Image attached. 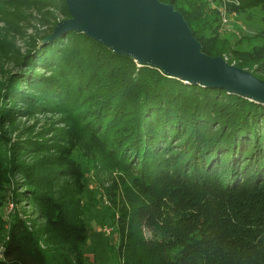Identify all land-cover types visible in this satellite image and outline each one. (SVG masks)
Masks as SVG:
<instances>
[{
  "label": "trees",
  "instance_id": "1",
  "mask_svg": "<svg viewBox=\"0 0 264 264\" xmlns=\"http://www.w3.org/2000/svg\"><path fill=\"white\" fill-rule=\"evenodd\" d=\"M160 1L205 53L264 80V0L224 2L231 18L260 25L233 24V44L218 32L220 0ZM68 16L64 0H0V65L26 68L0 83V264H87L82 195L100 169L114 174L110 205L99 203L119 264H264V104L168 77L80 32L42 43ZM36 113L49 126L10 144L18 118ZM15 175L42 227L3 215Z\"/></svg>",
  "mask_w": 264,
  "mask_h": 264
},
{
  "label": "water",
  "instance_id": "2",
  "mask_svg": "<svg viewBox=\"0 0 264 264\" xmlns=\"http://www.w3.org/2000/svg\"><path fill=\"white\" fill-rule=\"evenodd\" d=\"M69 16L51 41L69 31L85 34L113 53L131 57L187 84L218 88L264 104V80L222 56L202 50L183 14L160 0H64Z\"/></svg>",
  "mask_w": 264,
  "mask_h": 264
},
{
  "label": "rangeland",
  "instance_id": "3",
  "mask_svg": "<svg viewBox=\"0 0 264 264\" xmlns=\"http://www.w3.org/2000/svg\"><path fill=\"white\" fill-rule=\"evenodd\" d=\"M222 5L216 6V3L212 2V7H217L220 9L224 6L223 0H220ZM224 17L226 21L220 22L219 33L225 36H229L230 44H233L239 35L238 31L233 28V24L238 25L241 28V32L245 33L248 31L247 22L251 23L254 28L257 29L259 27V22L256 18H251V21L245 20V16L241 15L238 17L231 18L224 11ZM221 17V16H220ZM4 25L0 23V28ZM253 28V29H254ZM31 29H26L25 34H30ZM25 35V36H26ZM23 38V37H22ZM25 39H17L16 44L18 48L21 49V52H24L25 45L23 43ZM223 57L227 60L228 55L224 54ZM1 62V61H0ZM26 68H20L15 65L12 61L3 62L0 65V83L6 80L9 75V72L17 75H24ZM16 91L23 90L24 85L22 83H18L15 86ZM3 92V91H2ZM15 99V97H12ZM10 99V101L12 100ZM9 100V99H8ZM3 101V98L0 97V103ZM8 104V101H6ZM10 103V102H9ZM1 105V104H0ZM51 117L49 113H36L35 117H19L18 121L14 128H11L7 140H10V144L16 141H23L27 138L26 132H31L30 134H36L43 128L44 126H49L46 118ZM56 118V117H55ZM27 128V129H26ZM21 136L19 140L18 137ZM50 134L47 132L45 134V138H49ZM8 154V153H7ZM23 159V158H22ZM32 159L29 156H24V162L30 163ZM91 177L90 186L86 188L85 193L82 195L83 203L85 206V215L84 219L88 227V239L83 246V253L86 256L87 264H119L118 259L116 258L115 252L113 250V246L117 243V235L112 234V225H110L111 221H109V211L101 208L99 201L101 200L107 206L110 205V201L108 197L105 195V188L109 187L111 184V179L114 177V174H109V171L100 169L97 172V176H92L91 173L87 172ZM14 180L18 183L15 186L16 190V201L15 203L12 199L8 198L6 203L2 207V213L6 219L11 217L13 212L17 213V216L25 221L27 225L37 224L42 227L44 225V220L40 218L39 214L35 207L29 203L28 201V193H26V189L21 185L22 177L15 175ZM104 219L102 223L99 224V221ZM143 235L147 238L151 236V231L148 230L145 226L141 227ZM107 235V236H106ZM113 238H112V237Z\"/></svg>",
  "mask_w": 264,
  "mask_h": 264
},
{
  "label": "built area",
  "instance_id": "4",
  "mask_svg": "<svg viewBox=\"0 0 264 264\" xmlns=\"http://www.w3.org/2000/svg\"><path fill=\"white\" fill-rule=\"evenodd\" d=\"M223 1H227V0H223ZM224 11H225V8L224 7H221L220 8V14H221V19H222V21H226L225 20V17H224Z\"/></svg>",
  "mask_w": 264,
  "mask_h": 264
}]
</instances>
